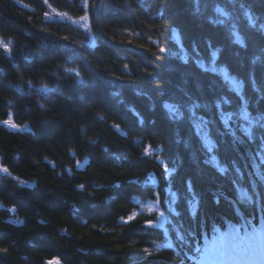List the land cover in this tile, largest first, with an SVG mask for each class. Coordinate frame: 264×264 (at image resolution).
Masks as SVG:
<instances>
[{
  "label": "trees",
  "instance_id": "1",
  "mask_svg": "<svg viewBox=\"0 0 264 264\" xmlns=\"http://www.w3.org/2000/svg\"><path fill=\"white\" fill-rule=\"evenodd\" d=\"M49 4L87 11L92 38L44 0H0V264L193 263L192 236L231 216L236 186L264 191L240 163L253 144L215 116L235 83L226 112L264 111V0ZM202 114L228 166L206 164Z\"/></svg>",
  "mask_w": 264,
  "mask_h": 264
},
{
  "label": "snow or ice",
  "instance_id": "2",
  "mask_svg": "<svg viewBox=\"0 0 264 264\" xmlns=\"http://www.w3.org/2000/svg\"><path fill=\"white\" fill-rule=\"evenodd\" d=\"M81 2H82L85 9H87L89 7L90 0H81ZM44 3L48 4L49 7L52 8V6L49 4V0H44ZM218 11H219V9H218ZM52 12L55 13L56 15L60 16L61 18L71 19V17H67V13L57 12V10L55 8H52ZM48 15H49V13L46 12L45 16H48ZM89 19H90L89 14L87 11H85L83 15L79 16L78 19H73L72 22L75 24H80V26L85 28L86 31L90 32L91 28H90L89 23H88ZM0 47H3L6 51L8 50L7 44H5L3 42H0ZM66 71H72V72H75L77 75H80L78 73V71H76V69H74V68L66 69ZM167 107L172 109V110H175L174 106H172V105H167ZM0 172L12 175L10 170L6 166H3V165H0ZM21 183H24V182L21 181ZM78 187L83 188V185H78ZM146 211L151 212L152 209L148 208V209H146ZM137 215H138V213L133 212L128 217H122L121 219H123L127 223V222H130L131 220L135 219L137 217ZM7 251H8L7 247H0V252L7 253ZM142 251H144L146 254H151V252L147 248L143 249ZM51 264H62V261L59 257H55L52 259Z\"/></svg>",
  "mask_w": 264,
  "mask_h": 264
},
{
  "label": "rangeland",
  "instance_id": "3",
  "mask_svg": "<svg viewBox=\"0 0 264 264\" xmlns=\"http://www.w3.org/2000/svg\"><path fill=\"white\" fill-rule=\"evenodd\" d=\"M57 12H58V11H57ZM61 13H62V12H61ZM49 14H51V16H53V17H55V18L61 20L62 22H63L64 20H67V21H68L73 27H77V28H79V29H82L83 31H85V32L87 33V35L89 36V38H92V36H91V34H90L89 31H86L85 28H83V27L80 26V24H75V23L72 22L73 19H78L79 16H77V17H71V19H68V18H61L60 16L56 15L55 13H53L52 10L49 12ZM80 16H81V15H80ZM252 17L254 18L253 15H252ZM88 23H89V22H88ZM70 72H72V71H70ZM72 73L76 75L75 72H72ZM223 79H225V78H223ZM230 84H234V82H231ZM233 88H236V83H235V85H234ZM41 93H42V92H41ZM8 118H9V120H13V116H12V115H9ZM8 125H9L10 128H16V127L13 125V123H11L10 121H8Z\"/></svg>",
  "mask_w": 264,
  "mask_h": 264
},
{
  "label": "clouds",
  "instance_id": "4",
  "mask_svg": "<svg viewBox=\"0 0 264 264\" xmlns=\"http://www.w3.org/2000/svg\"><path fill=\"white\" fill-rule=\"evenodd\" d=\"M81 76H82V74H81ZM27 83H28L29 85H31L33 82L29 79V80L27 81ZM50 90H51V89H50V86H49V84H48L47 82H42V83H40V85H39V91H40V92L45 93V92H49ZM39 103H40L41 108H44V109H47V108H48V105L45 104V103L43 102V100H40ZM96 114H97L98 117H102V114H101L100 112H97ZM26 123H27V122H26ZM89 139H91V138H89ZM45 159H46V157H45ZM8 175H11V174H8ZM13 178H15V177H13ZM8 251H9V250H8ZM8 251H7V253H8Z\"/></svg>",
  "mask_w": 264,
  "mask_h": 264
}]
</instances>
